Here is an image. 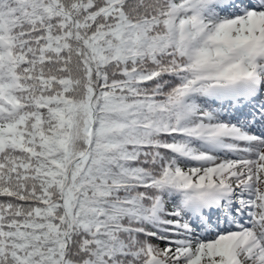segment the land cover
<instances>
[{
    "label": "snow or ice",
    "instance_id": "snow-or-ice-1",
    "mask_svg": "<svg viewBox=\"0 0 264 264\" xmlns=\"http://www.w3.org/2000/svg\"><path fill=\"white\" fill-rule=\"evenodd\" d=\"M0 264H264V0H0Z\"/></svg>",
    "mask_w": 264,
    "mask_h": 264
}]
</instances>
